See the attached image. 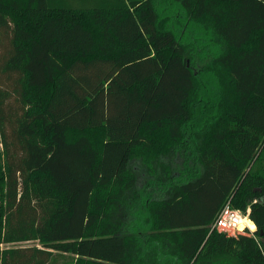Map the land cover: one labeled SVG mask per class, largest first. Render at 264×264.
Returning a JSON list of instances; mask_svg holds the SVG:
<instances>
[{"label": "trees", "instance_id": "trees-1", "mask_svg": "<svg viewBox=\"0 0 264 264\" xmlns=\"http://www.w3.org/2000/svg\"><path fill=\"white\" fill-rule=\"evenodd\" d=\"M0 200V264H264V0H0Z\"/></svg>", "mask_w": 264, "mask_h": 264}, {"label": "built area", "instance_id": "built-area-1", "mask_svg": "<svg viewBox=\"0 0 264 264\" xmlns=\"http://www.w3.org/2000/svg\"><path fill=\"white\" fill-rule=\"evenodd\" d=\"M245 217L248 216L234 208L231 201L227 200L217 213L211 227L232 236H237L240 233H251L252 229L244 220Z\"/></svg>", "mask_w": 264, "mask_h": 264}, {"label": "rangeland", "instance_id": "rangeland-1", "mask_svg": "<svg viewBox=\"0 0 264 264\" xmlns=\"http://www.w3.org/2000/svg\"><path fill=\"white\" fill-rule=\"evenodd\" d=\"M246 216H248V214H246ZM254 229V228H252ZM12 245H38V246H42L41 243L38 241V240H30V241H26V242H19V243H1V248H6V247H9V246H12ZM58 263H60L61 261H63V257H58Z\"/></svg>", "mask_w": 264, "mask_h": 264}, {"label": "bare ground", "instance_id": "bare-ground-1", "mask_svg": "<svg viewBox=\"0 0 264 264\" xmlns=\"http://www.w3.org/2000/svg\"><path fill=\"white\" fill-rule=\"evenodd\" d=\"M244 220L248 223V225L251 227V229L252 228L255 229V227H256L255 224L252 221H250L248 217H245Z\"/></svg>", "mask_w": 264, "mask_h": 264}, {"label": "crops", "instance_id": "crops-1", "mask_svg": "<svg viewBox=\"0 0 264 264\" xmlns=\"http://www.w3.org/2000/svg\"><path fill=\"white\" fill-rule=\"evenodd\" d=\"M248 218H249V215H248ZM249 220L250 221H252L250 218H249ZM253 222V221H252ZM254 223V222H253ZM255 224V223H254ZM255 226H256V224H255ZM251 228V227H250ZM255 229H256V227H255ZM255 229H252V232L255 230ZM252 232L251 233H246V234H248V235H250V234H252Z\"/></svg>", "mask_w": 264, "mask_h": 264}, {"label": "water", "instance_id": "water-1", "mask_svg": "<svg viewBox=\"0 0 264 264\" xmlns=\"http://www.w3.org/2000/svg\"><path fill=\"white\" fill-rule=\"evenodd\" d=\"M0 209H1V200H0ZM1 246V245H0Z\"/></svg>", "mask_w": 264, "mask_h": 264}]
</instances>
